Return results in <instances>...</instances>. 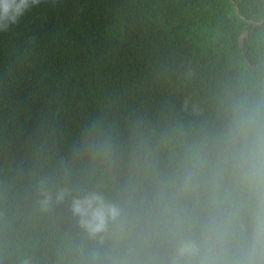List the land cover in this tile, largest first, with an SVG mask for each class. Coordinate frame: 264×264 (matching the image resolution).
Returning a JSON list of instances; mask_svg holds the SVG:
<instances>
[{"label": "clouds", "instance_id": "clouds-1", "mask_svg": "<svg viewBox=\"0 0 264 264\" xmlns=\"http://www.w3.org/2000/svg\"><path fill=\"white\" fill-rule=\"evenodd\" d=\"M45 3L0 0V35ZM2 127L0 264H264V58Z\"/></svg>", "mask_w": 264, "mask_h": 264}, {"label": "trees", "instance_id": "trees-1", "mask_svg": "<svg viewBox=\"0 0 264 264\" xmlns=\"http://www.w3.org/2000/svg\"><path fill=\"white\" fill-rule=\"evenodd\" d=\"M233 55L264 58V0H46L0 35V140L6 120L22 138L41 109L71 117L144 89L168 60Z\"/></svg>", "mask_w": 264, "mask_h": 264}, {"label": "water", "instance_id": "water-1", "mask_svg": "<svg viewBox=\"0 0 264 264\" xmlns=\"http://www.w3.org/2000/svg\"><path fill=\"white\" fill-rule=\"evenodd\" d=\"M243 43H244V41H243Z\"/></svg>", "mask_w": 264, "mask_h": 264}]
</instances>
